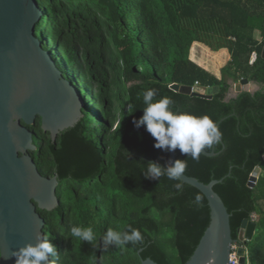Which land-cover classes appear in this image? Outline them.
<instances>
[{
  "label": "trees",
  "instance_id": "obj_1",
  "mask_svg": "<svg viewBox=\"0 0 264 264\" xmlns=\"http://www.w3.org/2000/svg\"><path fill=\"white\" fill-rule=\"evenodd\" d=\"M38 2L43 17L37 37L84 99L83 117L56 143L40 120L29 127L40 173L58 176L60 185V205L39 210L46 238L59 253L52 264H141L142 259L186 264L196 250L210 223L205 196L186 184L177 191L179 181L166 175L144 179L149 162L161 168L170 163L169 152L154 148L145 127L133 123L143 116L142 94L149 88L158 90L152 102L167 96L174 112L207 115L217 123L222 139L215 157L202 154L197 161L179 149L176 157L187 160L185 175L205 184L231 173L214 190L231 215L234 241L244 220L259 217L247 248L249 264H264V0ZM195 45L230 55L219 77L201 66ZM243 79L260 90L229 100L233 85ZM174 84L219 86L220 92L206 100L174 92ZM258 167L252 189L249 181ZM197 194L203 197L199 204ZM72 226L91 227L95 239L72 237ZM129 226L141 231L143 243L103 247L109 228Z\"/></svg>",
  "mask_w": 264,
  "mask_h": 264
},
{
  "label": "water",
  "instance_id": "obj_2",
  "mask_svg": "<svg viewBox=\"0 0 264 264\" xmlns=\"http://www.w3.org/2000/svg\"><path fill=\"white\" fill-rule=\"evenodd\" d=\"M42 17L38 0H0V253L4 255L0 264H16L12 252L27 244L35 245L38 235L46 238L45 220L39 210L51 212L60 205L58 176L48 178L40 173L31 155L37 146L29 127L37 126L40 120L42 130L56 143L60 133L73 128L83 117L82 93L66 79L37 37ZM250 85L249 80L243 79L234 85L228 99L251 92ZM171 90L212 100L220 87L204 90L174 84ZM168 152L174 163L176 151ZM202 154L215 157V145L211 152ZM260 174L258 167L250 178V188H255ZM224 179L205 184L185 174L181 177L183 184L205 196L210 209L209 226L186 264H230L234 244L243 246L238 255L241 264H246V247L254 240L259 220L256 215L244 220L239 238L234 241L231 215L214 190ZM141 264L158 263L142 259Z\"/></svg>",
  "mask_w": 264,
  "mask_h": 264
},
{
  "label": "clouds",
  "instance_id": "obj_3",
  "mask_svg": "<svg viewBox=\"0 0 264 264\" xmlns=\"http://www.w3.org/2000/svg\"><path fill=\"white\" fill-rule=\"evenodd\" d=\"M142 95L146 107L143 109V116L133 123L136 128L145 127L154 138V148L164 151L179 149L182 154L198 161L202 153L220 143L222 133L217 123L209 116L196 117L184 112H174L170 108L173 101L167 96L152 102L158 95V90L155 88L145 90ZM186 168V159L170 162L166 168H161L155 162H149L144 179L159 180L161 176L166 175L170 180L179 181L174 187L180 191L183 188L181 177ZM202 199V195L197 194L195 202L199 204ZM70 233L72 237L87 243L95 239L91 227L72 226ZM143 239L141 231L131 226L125 231L109 228L102 238V245L105 249L110 246L124 247L129 243L133 245L143 243ZM37 241L35 245L27 244L11 253V256L15 257L16 264H49V257L54 260L59 259L58 250L49 239H42L38 235ZM0 259H4L3 253H0Z\"/></svg>",
  "mask_w": 264,
  "mask_h": 264
},
{
  "label": "rangeland",
  "instance_id": "obj_4",
  "mask_svg": "<svg viewBox=\"0 0 264 264\" xmlns=\"http://www.w3.org/2000/svg\"><path fill=\"white\" fill-rule=\"evenodd\" d=\"M256 39L260 41L259 33H256ZM193 50L196 52V55L199 59V62L202 64H198L206 68L208 71L217 75L219 77L221 68L225 65L227 61H229L228 55L224 51L213 52L210 51L207 47L203 45H195ZM232 83V82H231ZM260 89L259 85L255 83H251L249 86V90L251 93L256 92V90ZM118 88H114L116 92ZM234 90V85L231 89V92ZM259 219V217H257ZM172 249V248H171Z\"/></svg>",
  "mask_w": 264,
  "mask_h": 264
},
{
  "label": "built area",
  "instance_id": "obj_5",
  "mask_svg": "<svg viewBox=\"0 0 264 264\" xmlns=\"http://www.w3.org/2000/svg\"><path fill=\"white\" fill-rule=\"evenodd\" d=\"M254 59V56L252 57V60ZM196 87H199L196 85ZM203 89V88H202ZM205 90V89H204ZM243 247L239 244H234L232 246V255L230 257V264H241V257L238 255L239 249ZM246 264H249V251L248 248L246 247Z\"/></svg>",
  "mask_w": 264,
  "mask_h": 264
},
{
  "label": "crops",
  "instance_id": "obj_6",
  "mask_svg": "<svg viewBox=\"0 0 264 264\" xmlns=\"http://www.w3.org/2000/svg\"><path fill=\"white\" fill-rule=\"evenodd\" d=\"M193 48H194V47H193ZM224 52H225V51H224ZM225 53L228 55V57H229V61H230V59H231V58H230V55H229L227 52H225ZM229 61H227V62L225 63V65H226ZM225 65H224V66H225ZM224 66H223V67H224ZM216 76H217V75H216ZM217 77H218V76H217Z\"/></svg>",
  "mask_w": 264,
  "mask_h": 264
}]
</instances>
